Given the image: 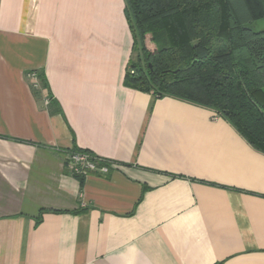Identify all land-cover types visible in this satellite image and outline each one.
Instances as JSON below:
<instances>
[{"label": "crops", "instance_id": "obj_1", "mask_svg": "<svg viewBox=\"0 0 264 264\" xmlns=\"http://www.w3.org/2000/svg\"><path fill=\"white\" fill-rule=\"evenodd\" d=\"M126 7L0 0V264H264V152L125 84ZM69 149L110 172L71 174Z\"/></svg>", "mask_w": 264, "mask_h": 264}, {"label": "trees", "instance_id": "obj_2", "mask_svg": "<svg viewBox=\"0 0 264 264\" xmlns=\"http://www.w3.org/2000/svg\"><path fill=\"white\" fill-rule=\"evenodd\" d=\"M126 2L136 60L125 84L210 107L264 152V28L252 27L264 0Z\"/></svg>", "mask_w": 264, "mask_h": 264}, {"label": "built area", "instance_id": "obj_3", "mask_svg": "<svg viewBox=\"0 0 264 264\" xmlns=\"http://www.w3.org/2000/svg\"><path fill=\"white\" fill-rule=\"evenodd\" d=\"M34 80H38L36 71L29 73ZM35 83V87H37ZM112 160L96 155L85 150L69 149L66 151V166L71 174L75 176L87 177L90 174H108L110 172Z\"/></svg>", "mask_w": 264, "mask_h": 264}, {"label": "rangeland", "instance_id": "obj_4", "mask_svg": "<svg viewBox=\"0 0 264 264\" xmlns=\"http://www.w3.org/2000/svg\"><path fill=\"white\" fill-rule=\"evenodd\" d=\"M252 27L256 30H261L264 28V21L263 20H259L255 23L252 24ZM134 60H136V54H134L133 56Z\"/></svg>", "mask_w": 264, "mask_h": 264}]
</instances>
